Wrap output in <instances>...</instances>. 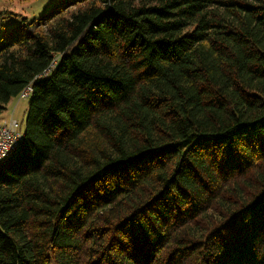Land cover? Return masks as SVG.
<instances>
[{
	"label": "trees",
	"instance_id": "trees-1",
	"mask_svg": "<svg viewBox=\"0 0 264 264\" xmlns=\"http://www.w3.org/2000/svg\"><path fill=\"white\" fill-rule=\"evenodd\" d=\"M13 17L0 114L32 91L0 164V264H264V0Z\"/></svg>",
	"mask_w": 264,
	"mask_h": 264
},
{
	"label": "rangeland",
	"instance_id": "rangeland-1",
	"mask_svg": "<svg viewBox=\"0 0 264 264\" xmlns=\"http://www.w3.org/2000/svg\"><path fill=\"white\" fill-rule=\"evenodd\" d=\"M56 1L57 0H0V11H10L15 15L22 16V18L33 20L44 15L47 9ZM18 22V18L15 17L10 20L6 19L0 21V35L3 33V29L9 32ZM29 101L30 96L24 99L17 97L11 100L7 110L0 114V125L17 121L18 124H20L21 132L24 133L26 129Z\"/></svg>",
	"mask_w": 264,
	"mask_h": 264
},
{
	"label": "built area",
	"instance_id": "built-area-1",
	"mask_svg": "<svg viewBox=\"0 0 264 264\" xmlns=\"http://www.w3.org/2000/svg\"><path fill=\"white\" fill-rule=\"evenodd\" d=\"M31 91L32 88L28 87L20 97L22 99L29 97ZM23 135L17 121L0 125V164L20 147L24 139Z\"/></svg>",
	"mask_w": 264,
	"mask_h": 264
}]
</instances>
